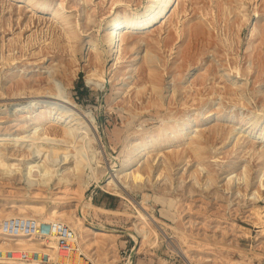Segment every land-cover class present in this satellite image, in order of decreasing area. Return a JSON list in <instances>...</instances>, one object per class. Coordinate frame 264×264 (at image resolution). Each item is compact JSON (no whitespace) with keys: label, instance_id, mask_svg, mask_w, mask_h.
<instances>
[{"label":"rangeland","instance_id":"374dc122","mask_svg":"<svg viewBox=\"0 0 264 264\" xmlns=\"http://www.w3.org/2000/svg\"><path fill=\"white\" fill-rule=\"evenodd\" d=\"M60 1L0 0V132H12L9 138L21 136L24 131L11 121L16 107L32 99L58 102L60 91H66L78 111L94 115L95 123L86 121L90 128L84 132V154L95 170L83 193L88 202L84 216L86 222L105 228L113 237L90 233L86 238L97 240L105 249L115 243L117 259L110 264H189L186 252L192 256L191 264L200 263L207 252L222 264H237V260L243 262L238 264H264V240L257 246L256 239L264 229V218L258 216L264 217V185L257 181L264 170V146L248 134L249 124H244L241 133L231 134V122L212 117L198 126L197 134L155 144L144 162L135 161L131 166H145V175L162 172L168 175L167 182L148 181L144 188L123 184L126 191L117 189L123 195L106 185L107 171L121 166L130 140L164 127L171 118L180 123L188 113L194 120L199 111L212 115L236 109L246 121L260 116L259 126L264 124V70L258 56L263 55L264 46L259 37L251 36L252 20H258L254 16L260 14L264 20V0H231V4L225 0H177L168 16L145 33L148 44L143 42L131 50L125 38L122 49L112 55L106 27L114 16L111 7L116 0H92L83 4L80 13L71 6L72 0H65L63 12L69 24L51 10L31 5L54 8ZM148 1L122 3L130 5L128 10L143 11ZM71 29L74 33L67 34ZM94 41L100 43V59ZM250 42H254L255 57L248 53ZM146 48L156 57L153 71L143 59ZM190 62L199 66L188 77ZM104 72L103 78L96 74ZM148 162L154 173L147 169ZM199 162L205 170H200ZM240 166L248 169V185L241 180L231 187L227 176L235 175L234 169ZM207 177L214 180L209 187ZM0 184V202L9 196L33 200L21 179L9 181L0 174ZM60 186L52 182L38 200L49 206L52 194L63 190ZM254 189L258 190L256 196ZM130 197L140 205L139 210L143 208L161 221L153 224L158 235L140 244L137 251L140 234L135 223L141 213ZM76 198L73 202L80 205L79 196ZM204 219L212 224L203 225ZM216 221L221 223L216 225ZM233 224L238 233L231 230ZM77 254L71 257L73 264H99L88 254L90 262L79 254L76 262Z\"/></svg>","mask_w":264,"mask_h":264},{"label":"bare ground","instance_id":"6f19581e","mask_svg":"<svg viewBox=\"0 0 264 264\" xmlns=\"http://www.w3.org/2000/svg\"><path fill=\"white\" fill-rule=\"evenodd\" d=\"M65 2V0H61L54 8L39 3H32L31 5L33 7L38 6V8L42 10H51V13L55 17H60L64 23L69 24V19L63 12L66 10ZM90 2H92V0H72L71 6L74 7V9L76 8L78 13H80L85 9L83 4H89ZM176 2L177 0H149L143 11H136L133 8L130 9V7V10H128L127 7L130 5L122 3V0H116L113 2V6L116 4L115 7H111L113 8L114 16L106 27V30L109 32V35L107 36V42L109 44L108 53L112 55L114 51L121 50V41L125 38L128 39L127 46L131 50H134L140 45L142 46L143 42H145V45L148 44L144 39L145 33L152 31L162 19L166 18ZM225 3L231 4L232 1L225 0ZM229 8L232 11V7L229 6ZM254 17H257L258 20L255 22L252 20L251 36L252 39L259 37L263 43V47L264 20L260 18V14L257 16L255 15ZM69 33H74V30L71 29L70 32H67V34ZM181 36L182 34H180V37ZM96 42L94 46H92L97 49L96 56L100 59L101 55L99 49H101V46L99 47L100 43ZM255 50L254 42H250L248 45V53L255 57ZM262 51V54L264 55V48ZM263 55L260 56V53L258 54L259 58L262 57V61L259 59L261 70H264ZM155 58L156 57L152 54L151 50L146 48L143 53V59L148 63L151 71L155 69V66L153 65ZM192 64V62L189 64V69L187 71L188 77L192 76L193 70L196 69V66H199H194ZM132 65L133 63L131 66ZM96 74L103 78L105 72L104 74ZM227 76H231V74L227 73ZM65 92L66 91H60L56 94L59 96L58 102L43 98L32 99L29 100V102L27 101L28 103L20 104L16 107V115L11 121L14 123V126L19 127V129L24 131L21 136L17 138H9L8 136L13 134L12 132H0V174L6 176L9 181L13 178L23 180L33 197V200H18L19 198L16 199V196L14 195L15 197L9 196L10 198L7 197L3 202H0V249H41L48 247L55 251L58 246L55 239L46 241L35 236L30 237L26 234H19L16 237L6 235L1 226L3 218L24 216L37 217L42 220H59L69 224L74 230H76L80 246L86 254L91 258H94L95 263L100 264L105 262L110 264L117 259L115 243L112 241L111 247L105 249V247L97 242V240L93 241L90 238H86L90 233L97 234V237L98 235H100V237H113V234H110L105 228L97 227L86 222L87 220H85L84 216L85 207L88 205L87 199L83 197L84 189L95 175L93 164L91 161L87 160L84 154L87 150L86 143L84 142L86 140L84 132L90 128V125L85 124V122L88 120L94 122L96 118L89 111H78V106ZM235 111L236 109L230 112H217L212 115L199 111V116L194 120L191 118L192 114L188 113L186 118L180 123L178 119L171 118L162 128L146 133L141 132L130 140L126 149L125 157L121 160V166L115 170L111 168L108 170L107 168L108 173H106L108 174V178L106 185L108 187H113L120 195H123L117 190H125L123 184L131 188H144L148 181L154 182L155 180V184L159 183V181H169L170 179L168 175H163L162 172H159L157 175H145L143 172V169L146 168L145 166L136 169H132L131 166L135 161L137 163L144 162L146 155L150 152V148L155 144H161L166 141L169 143L181 141L193 133L197 134L201 130L198 129V126L202 125V122H206L212 117H217V120L223 117L231 122L233 125L229 130V133L231 134L236 131L237 133H241L244 124H249L248 128H251L249 129L248 134L251 135V137L256 138L262 143V146H264V124L259 126L260 116H258V118L255 117L256 119L254 120L249 119L246 121L245 118L240 117ZM201 113L203 114V117H200ZM81 119H85V121H81ZM237 124H240V126L236 127ZM91 139H94V136L89 138L90 142ZM6 140H9V142H6ZM198 164L201 167L200 170L206 169L203 163L199 162ZM147 169H149L151 173H154L153 165L149 162L147 163ZM234 171L237 172L235 175L228 174L226 180L227 184L232 187L235 181L242 180L248 185L249 173L247 167L245 166L244 168H241L240 166L235 168ZM162 176L164 177L162 178ZM194 179L197 181L196 177H194ZM54 181L61 183L62 186H60V188H63V190L53 193L52 203L47 206L43 201L38 199L44 197L43 194L45 193L46 188H48ZM213 181V178L207 177L205 185L209 187ZM257 181H260V183L264 185V170L257 175ZM99 184H102L101 181ZM178 185L181 187L182 183L179 182ZM257 191V189H254L252 192L253 196H256ZM12 192L10 189L9 193ZM236 192H239V190L237 189ZM145 193L147 194V192ZM76 195L79 196V201H81L83 207L81 204L78 205L73 202L75 199H78L76 198ZM134 200L131 198L133 205L138 209V206L140 205H136V201ZM146 203L148 204V202ZM94 208L95 210L100 209L98 206H95ZM142 209L143 208H141V210L138 209L141 216L137 218L138 220L135 223V230H137L142 237V239H140V236L137 235L136 251L140 249V244L152 241V239L158 235L159 231V229L153 227V224L158 225L160 219L155 214H150L148 211L146 212ZM258 216L260 219L264 218L260 214ZM202 222L203 225L212 224V222L207 219H204ZM220 223L221 222L216 221V225H219ZM231 228L233 232L238 233L235 230L234 224ZM256 239L258 242L261 239L264 240V229L259 230ZM259 245L260 242L257 246ZM185 255L186 260L191 264L192 256L188 252H186ZM210 255L212 254L209 252L204 254L202 261L197 264H222L216 257L210 258ZM67 256V254L64 255L65 260H68ZM78 257V254L74 257L76 262L78 261ZM69 260L71 261L72 259ZM235 262L237 264L243 263L241 260Z\"/></svg>","mask_w":264,"mask_h":264},{"label":"built area","instance_id":"2783aa9c","mask_svg":"<svg viewBox=\"0 0 264 264\" xmlns=\"http://www.w3.org/2000/svg\"><path fill=\"white\" fill-rule=\"evenodd\" d=\"M1 226L3 232L10 237L26 234L46 241L55 239L58 246L55 251L48 247L0 249V264H73L69 259L75 253L88 262L91 261L81 249L76 230L62 221L14 216L5 218ZM65 254L68 255V260L64 259Z\"/></svg>","mask_w":264,"mask_h":264}]
</instances>
